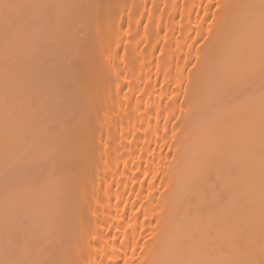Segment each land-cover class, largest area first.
Instances as JSON below:
<instances>
[{"label":"bare ground","instance_id":"bare-ground-1","mask_svg":"<svg viewBox=\"0 0 264 264\" xmlns=\"http://www.w3.org/2000/svg\"><path fill=\"white\" fill-rule=\"evenodd\" d=\"M0 264H264V0H0Z\"/></svg>","mask_w":264,"mask_h":264}]
</instances>
